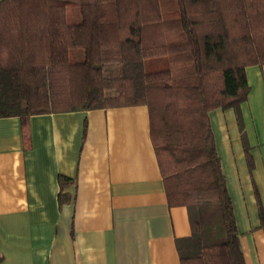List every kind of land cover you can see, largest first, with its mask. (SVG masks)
<instances>
[{"label":"trees","instance_id":"trees-1","mask_svg":"<svg viewBox=\"0 0 264 264\" xmlns=\"http://www.w3.org/2000/svg\"><path fill=\"white\" fill-rule=\"evenodd\" d=\"M263 63L264 0H0V117L146 105L181 264H245L209 112Z\"/></svg>","mask_w":264,"mask_h":264},{"label":"crops","instance_id":"crops-1","mask_svg":"<svg viewBox=\"0 0 264 264\" xmlns=\"http://www.w3.org/2000/svg\"><path fill=\"white\" fill-rule=\"evenodd\" d=\"M245 76L238 110L209 121L245 264H264V63ZM27 122L24 135L19 117H0V264H181L189 211L167 202L146 105Z\"/></svg>","mask_w":264,"mask_h":264},{"label":"rangeland","instance_id":"rangeland-1","mask_svg":"<svg viewBox=\"0 0 264 264\" xmlns=\"http://www.w3.org/2000/svg\"><path fill=\"white\" fill-rule=\"evenodd\" d=\"M72 18H73V17H72ZM72 18H71V19H72ZM147 66H149V63L147 64Z\"/></svg>","mask_w":264,"mask_h":264}]
</instances>
